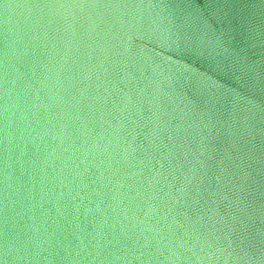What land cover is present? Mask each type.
Returning a JSON list of instances; mask_svg holds the SVG:
<instances>
[{
	"label": "water",
	"instance_id": "water-1",
	"mask_svg": "<svg viewBox=\"0 0 264 264\" xmlns=\"http://www.w3.org/2000/svg\"><path fill=\"white\" fill-rule=\"evenodd\" d=\"M0 264H264V0H0Z\"/></svg>",
	"mask_w": 264,
	"mask_h": 264
}]
</instances>
